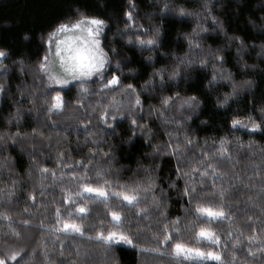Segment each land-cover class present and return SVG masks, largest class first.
Returning a JSON list of instances; mask_svg holds the SVG:
<instances>
[{
  "label": "trees",
  "instance_id": "obj_1",
  "mask_svg": "<svg viewBox=\"0 0 264 264\" xmlns=\"http://www.w3.org/2000/svg\"><path fill=\"white\" fill-rule=\"evenodd\" d=\"M205 2L0 0V49L7 52L6 58H0V65L7 69L0 68V256L9 249H22L7 264H45V251L57 264H216L160 258L127 245H117L106 255L87 236L101 227L111 228V216L91 195H76L83 183L98 182V169L103 170L99 183L110 181V192L121 185L152 183L147 199L141 193L140 207L148 208L146 217L136 218L135 209L124 208L125 228L131 227L142 246L157 247L153 234L179 217L183 230L177 240L192 247H210L195 239V229L187 228L193 216L188 209L194 207L183 194L187 184L203 187L199 198L213 205L223 203L232 217L213 222L222 237L215 250L231 252L228 232L235 237L242 231L236 264H261L259 255L255 261L248 255L247 236L264 238V128H233L231 122L239 119L249 125L250 116L258 123L264 120L259 111L264 105V0H207L210 11L204 8ZM165 3L169 9L162 12ZM179 8L192 15L180 16ZM77 9L107 21L100 37L110 57L105 82L116 74L122 86L133 85L134 93L122 86L105 91L99 76L49 87L47 79L33 70L49 53L47 34L58 23L74 18ZM128 11L133 21L127 20ZM155 26L160 27L157 43L141 47L137 41L153 38ZM193 29L200 49L190 50L186 36ZM234 36L243 41L242 49L239 41L229 39ZM217 50L223 56L222 75L221 66L214 67ZM205 58L207 66L202 67L200 61ZM173 71L179 75L170 78ZM214 72L217 79L209 83ZM244 81H250V86L238 87L233 94V84ZM81 86L88 91L80 93ZM57 92L65 108L49 113L44 99ZM190 96L197 97L198 106L181 107ZM226 96L228 102L221 106L218 101ZM166 97L173 98L167 106L162 103ZM113 98L116 106L108 109L105 119L101 113ZM222 139L231 159L221 158L216 151ZM209 163L217 169L215 174L207 169ZM45 168L47 173L41 171ZM206 170L209 174L203 176ZM214 184L217 191L228 190L223 202L210 194ZM66 195L92 208L83 221L75 207L65 202ZM110 203L119 209L120 201L113 198ZM69 211L74 213L72 219L83 223L85 236L56 231ZM259 238L252 242L253 250L261 246Z\"/></svg>",
  "mask_w": 264,
  "mask_h": 264
},
{
  "label": "snow or ice",
  "instance_id": "obj_2",
  "mask_svg": "<svg viewBox=\"0 0 264 264\" xmlns=\"http://www.w3.org/2000/svg\"><path fill=\"white\" fill-rule=\"evenodd\" d=\"M131 4V0H129ZM204 8L208 9V2L206 0ZM169 6L167 3L164 4V7L161 9L162 12H167ZM210 11V9H208ZM180 16L192 15L184 8H179L176 10ZM125 16L128 21H133L134 17L131 11L125 13ZM215 20L216 18L213 17ZM107 25V21L98 17L88 15L86 12L79 9L76 10L75 17L70 18L66 22L58 23L52 31L47 34L45 42L49 45V53L46 54L43 59L38 61L34 66L33 70L41 75V78L47 79L49 87L52 85H57L64 87L69 85L72 81L90 79L93 76H99L100 83L103 87V90H114L115 87L122 86L120 77L116 74H112L105 82V68L106 65L110 63V57L108 53L101 46L100 37L104 32V29ZM130 27V25L125 26ZM200 31H205V29H200ZM160 34V27L155 26L153 38L145 40H138L137 43L141 47L151 48L157 43V38ZM63 37V38H60ZM27 39V37H25ZM44 39V37H42ZM188 40L190 50L200 49L199 36L196 29H193V34L186 36ZM231 40H236L240 42L241 49L243 48V41L240 37L234 36L230 37ZM55 42V57L59 61L60 71H55L53 69L54 61L50 60V49L51 45ZM132 41L129 40V43ZM264 48V45L261 46ZM115 51V49H113ZM212 55V53H209ZM7 52L3 49H0V58H6ZM151 59V57H149ZM216 64L214 67H218L222 75V64L223 56L219 54V50L215 53ZM21 64V70H23V61L19 62ZM191 64L192 61H189ZM202 67L207 66V58L200 61ZM117 69H120V64L117 62ZM0 68H3L4 71H7L6 67L0 65ZM159 73H154L157 75ZM179 75V72L173 71L170 78H174ZM163 79V77H161ZM217 79V73L214 72L212 80L209 83L214 82ZM151 81H149L150 83ZM250 81H244L242 84L237 85L233 84V94L237 91L238 87L250 86ZM127 92L134 93L135 89L132 84L122 86ZM3 91V84H0V92ZM80 93H85L88 89L83 86L79 89ZM178 95V94H177ZM82 98V97H81ZM172 97H166L163 99V105L167 106L171 101ZM140 98L137 95L135 103L140 104ZM228 102V97L226 96L223 100L218 101V103L226 104ZM45 105H47V112H61L65 108V102L63 97L57 92L54 96H46L44 99ZM188 106L194 108L198 106V100L196 96H190L182 101L181 107ZM116 106L115 99L104 106V110L101 113V116L106 119L108 115V109L110 107ZM119 110V109H118ZM259 111L264 117V105L259 107ZM250 124L242 125L239 119H233L231 124L233 128L237 127H249L252 131H256L264 128V120L261 122H256L251 116L248 118ZM133 124L136 123L135 120L132 121ZM35 132V129H33ZM188 145L191 144V140L187 141ZM243 147V145H241ZM249 148L252 147L250 143ZM179 150L177 147L176 151ZM217 153L221 158L231 159L230 149L225 146V141L222 139L217 148ZM207 169H210L213 174L216 173L217 169L212 164H207ZM44 173H47L48 169L41 170ZM209 173L206 170L202 173L203 176H207ZM55 177V173H52ZM98 182L94 185L91 182L83 183L81 187V192L76 195L82 196L84 193L94 194L89 197L94 203L102 204L105 208L106 215L111 216V228L104 229L103 227L95 230L93 235L87 236V239L94 241L95 244L107 255L113 253L117 245H127L140 253H155L158 257L162 258L167 256L175 261H203V260H212L216 264H236V249L240 245V237L244 236V233L241 231L238 235L233 237L232 231L228 232L229 239L232 240V249L231 252L226 250L216 251L215 249L219 247L222 237L216 232L212 227L214 221H221L225 219L231 220L232 217L229 216V213L225 211L223 203L220 205H213L211 202H205L203 199L199 198L203 193V187H189L187 184L184 189V195L189 197V204L194 205L193 208H189L188 211L192 212V221L187 225L189 230L195 229V239L199 242H207L210 246L208 249L201 247H192L184 243L182 240H177V236L183 230L181 227V219L177 217L170 224L165 225V227L158 232L153 234V239L157 242V247L149 248L144 247L138 242V236L133 235L131 227L125 228V215L124 208H128L130 211L135 209L134 216L136 218H144L148 215V208L140 207L141 204V193H144V199H147V193L152 191V183L142 185L140 183H133L128 185H121L117 190L110 192L109 188L111 187L110 181L104 180L103 183H99V180L103 179V170L98 169L96 171ZM187 175V174H186ZM228 190L221 187L219 190H216L215 184L213 185V190L210 193L213 196H219L220 200L223 202L225 199L226 192ZM34 199V197H32ZM115 198L120 201V207L117 210L110 201ZM66 203L70 206L75 207V214L80 216L81 221L84 217L87 216L92 208L87 204H79L76 201H73L71 195H66L64 197ZM153 202L159 206V202L156 201L155 196L152 197ZM57 224H61V213L57 209ZM0 215H3L0 213ZM74 213L69 211L67 219L63 220L62 226L57 227V232H63L66 235L73 236L79 235L81 237L85 236L86 229L83 223H77L72 219ZM7 218V217H5ZM250 219V218H249ZM27 223V221H25ZM130 224V221H129ZM43 227V225H41ZM138 230H139V226ZM251 227V226H250ZM255 231V229H253ZM19 236V233H14ZM259 237L256 235H248L247 240L249 242L248 255L255 258L259 255L261 264H264V238L260 239V247L253 250L252 242L257 240ZM175 241V242H174ZM165 245V249H161L159 245ZM21 250L9 249L3 256H0V264H7L8 260H16L20 256ZM61 256L63 252L61 251ZM44 257L45 264H57L56 261L52 260L48 253L45 251L42 253ZM76 255L79 257L80 252L77 250ZM23 264H28L27 261H24ZM63 264V261L60 262ZM70 264H77V261H71Z\"/></svg>",
  "mask_w": 264,
  "mask_h": 264
},
{
  "label": "rangeland",
  "instance_id": "obj_3",
  "mask_svg": "<svg viewBox=\"0 0 264 264\" xmlns=\"http://www.w3.org/2000/svg\"><path fill=\"white\" fill-rule=\"evenodd\" d=\"M60 38H63V37H60ZM47 46L49 47V45L47 44ZM50 60L54 61V64H53V69L55 71H60V68H59V61L58 59L55 57V42L53 41L52 45H51V49H50ZM86 195H94V194H88V193H85ZM204 261V260H203ZM205 261H209V262H215V261H212V260H205Z\"/></svg>",
  "mask_w": 264,
  "mask_h": 264
}]
</instances>
